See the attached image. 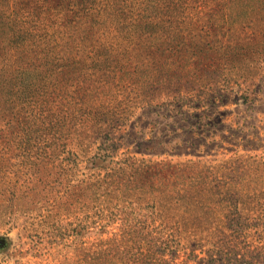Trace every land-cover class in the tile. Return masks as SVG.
Instances as JSON below:
<instances>
[{"label":"rangeland","instance_id":"374dc122","mask_svg":"<svg viewBox=\"0 0 264 264\" xmlns=\"http://www.w3.org/2000/svg\"><path fill=\"white\" fill-rule=\"evenodd\" d=\"M190 8L170 30L182 31L184 45L169 55L161 48L174 40L161 28L124 32L126 39L90 32L73 46L79 67L91 62L115 85L84 97L109 108L105 122L89 119L78 130L70 116L48 115L38 150L12 136L19 122L0 123V264H212L216 250L230 260L264 247V0H224L201 14ZM130 39L142 51H132ZM10 44H2L8 59L25 66L35 48L14 62ZM192 45L202 53L192 54ZM137 54L139 70L101 73L98 59L118 66ZM212 58L223 61L220 73L202 68ZM193 68L198 79L188 77ZM137 75L156 91L172 80L175 93L140 97L144 83L128 78ZM181 76L189 81L178 85ZM56 100L55 111H65L66 100ZM0 116L17 117L8 109ZM247 260L264 264V252Z\"/></svg>","mask_w":264,"mask_h":264},{"label":"trees","instance_id":"16d2710c","mask_svg":"<svg viewBox=\"0 0 264 264\" xmlns=\"http://www.w3.org/2000/svg\"><path fill=\"white\" fill-rule=\"evenodd\" d=\"M209 1L211 0H34L31 3L29 0H0V89L3 82L5 83L2 88L0 110L8 109L17 116L16 118L0 116V123L5 122V126H14L19 122L20 127L12 136L18 137L19 144H27L28 149L36 147L38 150L40 147L37 145L42 141L40 134L46 129L44 121L52 120L46 117L48 115L58 116L61 122L62 118L68 119L70 116L73 118L70 125H77L78 130L89 119H92L94 124L105 122L109 108L88 105L84 102V97L103 93L115 85L105 80V76L104 79L100 78L91 62L79 67L78 63L81 61L73 53V46L91 39L90 32L121 34L134 31L137 36H148L152 30L161 28L166 31L167 37L174 40V44L168 41L161 48L163 53L169 55L173 50L180 49L184 45L182 41L185 40L180 30L175 36L170 34V30L177 28L173 24L175 18L185 16L189 5H192L191 10L194 9L199 14L204 8L216 11L224 5V0H218L215 5L207 8L205 6ZM126 38L124 33V39ZM7 39L11 43V50L17 52L14 62L21 61L22 57L27 55L22 53L24 50L35 48L32 56L25 61V66L14 67L8 59L2 49V44ZM128 41L132 45V51H142L141 41L136 42L132 39ZM101 50L103 49L97 51L95 56H100ZM200 53L202 52L199 46L192 45V54ZM249 53L242 51L244 55L242 58L250 57ZM110 56L112 58L111 54ZM224 57L227 60L228 55ZM173 58L176 61L171 59L170 62L175 66L176 73L177 69L182 68L181 58L178 53H174ZM212 59L213 61L206 63L202 68L209 74H215L218 68L220 73L223 61L216 60L217 64L215 59ZM98 60L100 65L105 63L101 73L120 71L127 74L139 70L145 63L144 60L138 59V54L136 59L126 64L120 63L118 66L111 64L109 56ZM167 62L165 60L163 64ZM159 67L163 69L162 64ZM80 69L84 71L80 72ZM199 69L193 68L189 72L192 76L188 77H199L197 76ZM138 75L135 79L130 76L128 78L134 86L140 84L139 82L144 83L142 90L137 92L140 97L155 95L156 92L164 93L166 96L168 93H175L176 88L172 80L161 82L159 91H156L158 86L146 79L141 80ZM184 77L178 79V85H182L183 81H189L184 80ZM61 83H65L72 90L68 92L66 88L58 87ZM59 96L66 100L65 103L62 102V106L66 108L63 112L55 111L59 107L56 100ZM71 112L75 114H70ZM19 115L22 116L19 118ZM240 228L245 229L244 226ZM263 252L264 247L257 246L255 251L240 252V258L237 252H234L229 260L222 250H216L214 254L209 253L208 261L212 264L224 261L232 264L234 260V264L238 262L247 264V259L261 258Z\"/></svg>","mask_w":264,"mask_h":264}]
</instances>
